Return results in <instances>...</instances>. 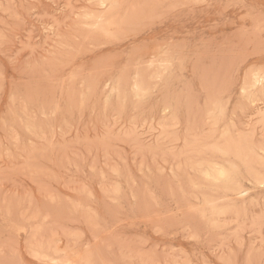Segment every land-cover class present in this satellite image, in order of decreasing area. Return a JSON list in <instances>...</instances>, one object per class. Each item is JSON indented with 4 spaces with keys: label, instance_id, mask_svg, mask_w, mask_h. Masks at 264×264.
I'll return each mask as SVG.
<instances>
[{
    "label": "rangeland",
    "instance_id": "obj_1",
    "mask_svg": "<svg viewBox=\"0 0 264 264\" xmlns=\"http://www.w3.org/2000/svg\"><path fill=\"white\" fill-rule=\"evenodd\" d=\"M0 264H264V0H0Z\"/></svg>",
    "mask_w": 264,
    "mask_h": 264
},
{
    "label": "bare ground",
    "instance_id": "obj_2",
    "mask_svg": "<svg viewBox=\"0 0 264 264\" xmlns=\"http://www.w3.org/2000/svg\"><path fill=\"white\" fill-rule=\"evenodd\" d=\"M221 176H223V175H221Z\"/></svg>",
    "mask_w": 264,
    "mask_h": 264
}]
</instances>
